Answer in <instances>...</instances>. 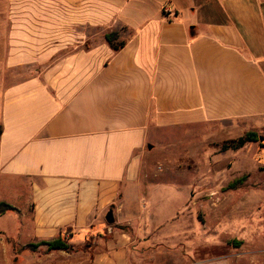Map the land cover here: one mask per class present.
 Masks as SVG:
<instances>
[{
	"label": "crops",
	"instance_id": "crops-1",
	"mask_svg": "<svg viewBox=\"0 0 264 264\" xmlns=\"http://www.w3.org/2000/svg\"><path fill=\"white\" fill-rule=\"evenodd\" d=\"M212 1L220 22L183 19L196 10L182 0H0L8 264H170L147 202L179 188L149 181L145 161L191 139L162 142L160 132L192 126L219 144L264 134V0ZM111 33L118 50L105 40ZM59 236L69 251L28 248ZM227 256L189 264H229Z\"/></svg>",
	"mask_w": 264,
	"mask_h": 264
},
{
	"label": "rangeland",
	"instance_id": "rangeland-1",
	"mask_svg": "<svg viewBox=\"0 0 264 264\" xmlns=\"http://www.w3.org/2000/svg\"><path fill=\"white\" fill-rule=\"evenodd\" d=\"M189 3L196 13L183 19L188 17L195 22L223 19L212 0H182L181 5ZM183 128L166 127L159 137L162 142L170 136L187 144L191 139L190 146L184 148L179 143L172 150L156 148L147 154L145 161L150 166L149 181L172 183L179 188L176 193L169 189L163 199L151 196L152 201L147 202V210L157 216L154 224L163 225L160 250L166 248L168 252L158 254L173 256L170 264H189L192 260L226 255L229 264H264V141L231 154L220 150L222 144L203 143L202 130ZM260 135L264 138V134ZM243 176L246 180L240 187L227 189L229 183ZM191 194L193 197L185 203ZM226 196H231L234 202L225 204ZM229 205L234 209H227ZM13 226L12 219L0 218L1 229L10 231ZM241 239L245 247L235 250L240 245L236 247L232 242L241 244ZM0 264H8L1 252Z\"/></svg>",
	"mask_w": 264,
	"mask_h": 264
},
{
	"label": "trees",
	"instance_id": "trees-1",
	"mask_svg": "<svg viewBox=\"0 0 264 264\" xmlns=\"http://www.w3.org/2000/svg\"><path fill=\"white\" fill-rule=\"evenodd\" d=\"M105 40L111 45V47L114 50H118L120 47H122V43L114 42L116 40V34L114 33L105 35ZM258 139H259V136L255 132H248L244 136L238 139L229 140V141L224 142L221 145L220 150L224 152L227 150L237 151L243 148L247 144L258 143L259 142ZM245 180L246 178L244 176L238 179H235L231 183L228 184L227 189H235L236 187L242 185L245 182ZM11 211H14V208H12L11 206L7 204L0 203V216L6 214L7 212H11ZM232 243L235 244L236 247L240 245V242H232ZM38 247H44L49 252L55 251V250L69 251V246L67 245L66 238L65 237L63 238L61 236L57 237L56 239L52 241H48V242L42 241L38 244L28 246V248L33 251L36 250Z\"/></svg>",
	"mask_w": 264,
	"mask_h": 264
},
{
	"label": "water",
	"instance_id": "water-1",
	"mask_svg": "<svg viewBox=\"0 0 264 264\" xmlns=\"http://www.w3.org/2000/svg\"><path fill=\"white\" fill-rule=\"evenodd\" d=\"M259 142H262L264 140L263 137H259ZM151 148V146H149V149ZM105 221L108 225H112L114 223V219H113V214L112 211H109L105 217Z\"/></svg>",
	"mask_w": 264,
	"mask_h": 264
},
{
	"label": "built area",
	"instance_id": "built-area-1",
	"mask_svg": "<svg viewBox=\"0 0 264 264\" xmlns=\"http://www.w3.org/2000/svg\"><path fill=\"white\" fill-rule=\"evenodd\" d=\"M264 160V159H263ZM263 163H264V161H263Z\"/></svg>",
	"mask_w": 264,
	"mask_h": 264
}]
</instances>
